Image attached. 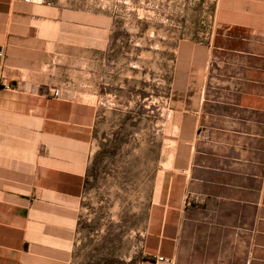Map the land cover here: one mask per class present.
<instances>
[{
  "label": "crops",
  "instance_id": "obj_1",
  "mask_svg": "<svg viewBox=\"0 0 264 264\" xmlns=\"http://www.w3.org/2000/svg\"><path fill=\"white\" fill-rule=\"evenodd\" d=\"M232 1L246 21H222L232 36L171 91L168 179L139 264H264V0ZM57 17L43 0H0V264L74 260L96 109L43 94V27Z\"/></svg>",
  "mask_w": 264,
  "mask_h": 264
},
{
  "label": "rangeland",
  "instance_id": "obj_2",
  "mask_svg": "<svg viewBox=\"0 0 264 264\" xmlns=\"http://www.w3.org/2000/svg\"><path fill=\"white\" fill-rule=\"evenodd\" d=\"M227 1L221 10L219 0H43L57 6L59 22L43 27V94L59 108L96 109L73 264L141 261L168 179L171 91L232 36L222 21H246V1L242 9ZM57 155L43 144L44 157Z\"/></svg>",
  "mask_w": 264,
  "mask_h": 264
},
{
  "label": "built area",
  "instance_id": "obj_3",
  "mask_svg": "<svg viewBox=\"0 0 264 264\" xmlns=\"http://www.w3.org/2000/svg\"><path fill=\"white\" fill-rule=\"evenodd\" d=\"M0 56H2L1 53H0ZM53 95H54V98H59V96H60V92L57 91V90H54V91H53ZM159 261H161V262H167V260L164 259V258H159Z\"/></svg>",
  "mask_w": 264,
  "mask_h": 264
}]
</instances>
